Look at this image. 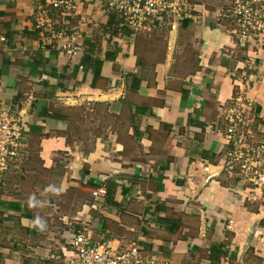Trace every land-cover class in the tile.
Here are the masks:
<instances>
[{"label":"crops","instance_id":"0c3cea01","mask_svg":"<svg viewBox=\"0 0 264 264\" xmlns=\"http://www.w3.org/2000/svg\"><path fill=\"white\" fill-rule=\"evenodd\" d=\"M40 2L0 0V110L24 128L2 177L0 264H71L78 233L156 264H264V189L225 174L223 138L247 85L264 139V30L240 47L228 0H189L195 19L148 33L109 0H72L49 11L55 39Z\"/></svg>","mask_w":264,"mask_h":264},{"label":"built area","instance_id":"2783aa9c","mask_svg":"<svg viewBox=\"0 0 264 264\" xmlns=\"http://www.w3.org/2000/svg\"><path fill=\"white\" fill-rule=\"evenodd\" d=\"M42 1L35 13L36 26L51 32L52 38L64 37L63 31H53L49 11L58 9L63 13H72V0ZM261 1L228 0L227 6L220 12L222 18L235 22L237 41L242 48L256 45V39L264 30ZM108 5L118 15L122 25L133 33H148L180 20L195 19L189 0H109ZM76 49L72 44L61 47L67 55L73 54ZM248 91L247 85L241 87L223 112V138L231 146L225 154L224 170L230 176H239L253 188L264 189V139L257 140L251 133L253 100L247 95ZM23 130L20 120L0 110V193L3 174L17 156ZM104 194L102 188L92 193L95 199ZM72 247L71 264H156L152 258L141 257L136 243L118 252L107 241L92 242L86 235L78 233L73 237Z\"/></svg>","mask_w":264,"mask_h":264},{"label":"water","instance_id":"95a60500","mask_svg":"<svg viewBox=\"0 0 264 264\" xmlns=\"http://www.w3.org/2000/svg\"><path fill=\"white\" fill-rule=\"evenodd\" d=\"M211 176H207L206 180L209 179ZM255 227V224L253 223L252 226L250 227L249 231H248V234H247V240H246V244L247 242L249 241L252 233H253V229Z\"/></svg>","mask_w":264,"mask_h":264},{"label":"trees","instance_id":"16d2710c","mask_svg":"<svg viewBox=\"0 0 264 264\" xmlns=\"http://www.w3.org/2000/svg\"><path fill=\"white\" fill-rule=\"evenodd\" d=\"M225 174H228V172H227V171H225ZM233 176H235V177H237L238 179H240V177H239V176H237V175H233Z\"/></svg>","mask_w":264,"mask_h":264},{"label":"clouds","instance_id":"9594fccd","mask_svg":"<svg viewBox=\"0 0 264 264\" xmlns=\"http://www.w3.org/2000/svg\"><path fill=\"white\" fill-rule=\"evenodd\" d=\"M37 223H40V221H37Z\"/></svg>","mask_w":264,"mask_h":264}]
</instances>
